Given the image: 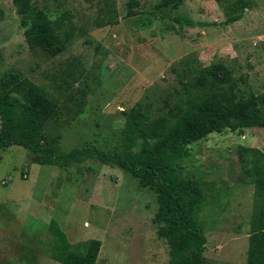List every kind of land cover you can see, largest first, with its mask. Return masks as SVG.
Here are the masks:
<instances>
[{
  "label": "rangeland",
  "instance_id": "rangeland-1",
  "mask_svg": "<svg viewBox=\"0 0 264 264\" xmlns=\"http://www.w3.org/2000/svg\"><path fill=\"white\" fill-rule=\"evenodd\" d=\"M32 1L51 19L69 14L71 39L55 56L31 50L14 0H0V77L6 87L27 78L57 102L44 133L61 136L62 152L120 149L136 102L150 121L163 116L170 125L187 97L214 92L205 73L213 63L225 67L218 75L227 74L233 98L264 97V0ZM181 14L196 25H178L172 17ZM31 159L19 145L0 150V264H62L48 254L51 219L72 245L101 241L95 264H167L152 189L99 160L62 168ZM261 160L259 127L213 132L186 147L179 168L202 188L207 264H246Z\"/></svg>",
  "mask_w": 264,
  "mask_h": 264
},
{
  "label": "trees",
  "instance_id": "trees-1",
  "mask_svg": "<svg viewBox=\"0 0 264 264\" xmlns=\"http://www.w3.org/2000/svg\"><path fill=\"white\" fill-rule=\"evenodd\" d=\"M183 0H162L159 6H177ZM24 36L31 50L55 56L66 49L73 33L67 26L70 16L62 13L55 19L37 7L32 0H14ZM0 10V18L2 16ZM240 14L228 21H235ZM172 19L180 26H194L187 15ZM109 23H115L109 20ZM225 67L213 63L205 68L214 92L187 97L184 105L172 113V123L166 117L150 121L142 112L140 102L127 112L120 149L103 150L93 144L77 146L62 152L60 135L46 137L44 126L54 115L57 102L40 86L27 78L6 87L0 77V150L12 145L25 148L38 164L62 168L77 166L87 159L117 166L138 179L142 186L157 194L158 208L154 215L157 234L168 246L167 264H207L204 251L206 238L198 220L203 200L199 182L183 174L179 162L186 147L213 132L225 129L264 128V97L249 94L233 98L223 84L227 74L219 76ZM119 150V151H118ZM264 160L255 163V185L261 201L252 213L246 264H264ZM48 254L62 264H95L101 241L90 238L72 245L58 222L47 225Z\"/></svg>",
  "mask_w": 264,
  "mask_h": 264
}]
</instances>
